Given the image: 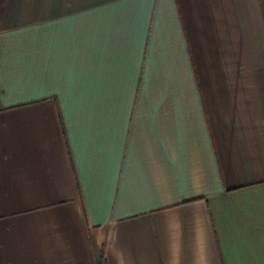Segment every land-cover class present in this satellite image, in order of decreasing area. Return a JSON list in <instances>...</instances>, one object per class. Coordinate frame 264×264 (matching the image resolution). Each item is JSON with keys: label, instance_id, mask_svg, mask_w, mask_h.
<instances>
[{"label": "crops", "instance_id": "0c3cea01", "mask_svg": "<svg viewBox=\"0 0 264 264\" xmlns=\"http://www.w3.org/2000/svg\"><path fill=\"white\" fill-rule=\"evenodd\" d=\"M0 264H264V0H0Z\"/></svg>", "mask_w": 264, "mask_h": 264}]
</instances>
